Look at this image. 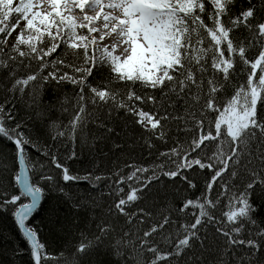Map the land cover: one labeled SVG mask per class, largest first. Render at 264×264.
<instances>
[{"label": "snow or ice", "instance_id": "6c2138e0", "mask_svg": "<svg viewBox=\"0 0 264 264\" xmlns=\"http://www.w3.org/2000/svg\"><path fill=\"white\" fill-rule=\"evenodd\" d=\"M0 264H264V0H0Z\"/></svg>", "mask_w": 264, "mask_h": 264}]
</instances>
